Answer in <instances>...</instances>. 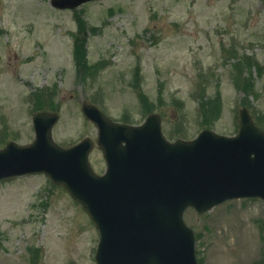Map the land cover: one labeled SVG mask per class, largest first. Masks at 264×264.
I'll return each mask as SVG.
<instances>
[{"label":"rangeland","instance_id":"1","mask_svg":"<svg viewBox=\"0 0 264 264\" xmlns=\"http://www.w3.org/2000/svg\"><path fill=\"white\" fill-rule=\"evenodd\" d=\"M78 19L82 30L71 35ZM232 73L251 88L237 90ZM41 88L33 101L30 93ZM84 100L133 124L156 111L173 139L202 127L233 134L243 106L264 127V0H93L76 10L50 0H0V147L30 142L32 114L42 108L59 114L58 143L95 140L96 128L81 114ZM89 158L101 173L96 145ZM184 219L201 264H263L261 199L228 200L203 213L188 208ZM97 240L80 205L45 175L0 182V264H95Z\"/></svg>","mask_w":264,"mask_h":264},{"label":"water","instance_id":"2","mask_svg":"<svg viewBox=\"0 0 264 264\" xmlns=\"http://www.w3.org/2000/svg\"><path fill=\"white\" fill-rule=\"evenodd\" d=\"M84 1L51 3L71 8ZM81 108L98 129L103 175L88 163L89 138L59 146L51 137L57 115L39 112L32 143L0 149V179L44 172L63 185L98 228L97 264H196L193 231L182 218L187 206L200 212L232 197L264 199V130L246 109L234 136L204 129L192 140L168 142L158 114L131 126L112 122L92 104Z\"/></svg>","mask_w":264,"mask_h":264},{"label":"trees","instance_id":"3","mask_svg":"<svg viewBox=\"0 0 264 264\" xmlns=\"http://www.w3.org/2000/svg\"><path fill=\"white\" fill-rule=\"evenodd\" d=\"M78 18V17H77ZM79 20V22H80V26L82 27V23H81V21H80V19H78ZM78 22V23H79ZM80 48H81V44L79 45V43H76L75 44V54H76V57H77V60H78V64H79V68H81V60H82V54H81V52H80ZM236 69V68H235ZM237 74H239L238 72H237ZM233 80H234V84H235V86L236 87H238L239 89H243V90H246L247 88H251V84H247V83H245V84H240V82H239V80L237 79V75H234L233 74ZM139 96H140V94H139ZM202 96H203V91L200 93V99L202 98ZM141 98V97H140ZM203 101H201V100H199V112H200V115H201V118H202V113H205V111H204V109H203ZM143 108H144V106H143ZM212 118H210L207 122H209L210 120H211ZM203 122V120L201 121V123ZM206 123V122H205ZM258 124H259V122H257ZM260 125V124H259Z\"/></svg>","mask_w":264,"mask_h":264}]
</instances>
